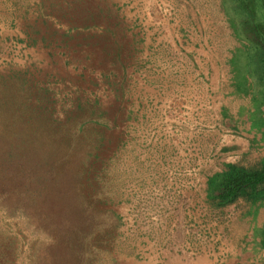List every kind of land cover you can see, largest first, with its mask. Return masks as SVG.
Here are the masks:
<instances>
[{"label":"rangeland","instance_id":"rangeland-1","mask_svg":"<svg viewBox=\"0 0 264 264\" xmlns=\"http://www.w3.org/2000/svg\"><path fill=\"white\" fill-rule=\"evenodd\" d=\"M224 32L220 0H0V264L233 262L206 175L260 151L217 123Z\"/></svg>","mask_w":264,"mask_h":264},{"label":"trees","instance_id":"trees-1","mask_svg":"<svg viewBox=\"0 0 264 264\" xmlns=\"http://www.w3.org/2000/svg\"><path fill=\"white\" fill-rule=\"evenodd\" d=\"M223 56L230 94L219 109L220 129L248 141V152L260 151L251 164L223 162L206 175L204 200L211 210L242 201L238 216L245 224L240 250L231 264H264V0H220ZM234 6V7H233ZM233 7V8H232ZM241 17L236 20L233 12Z\"/></svg>","mask_w":264,"mask_h":264},{"label":"crops","instance_id":"crops-1","mask_svg":"<svg viewBox=\"0 0 264 264\" xmlns=\"http://www.w3.org/2000/svg\"><path fill=\"white\" fill-rule=\"evenodd\" d=\"M126 14H127V12L126 11H123V13H121L120 14V17H119V21H120V23L121 24H124V25H126L125 24V19H127V16H126ZM128 33H129V35H130V37H133L132 36V33L133 32H125V34L128 36ZM123 34V33H122ZM124 34V35H125ZM142 34H143V32H140L139 34H137V33H135L134 34V38H142ZM125 35V36H126ZM139 37H138V36ZM143 38H148V35L147 36H145V33H144V35H143ZM132 39V38H131ZM149 39V38H148ZM137 44V43H136ZM137 46V45H136ZM121 50V49H120ZM136 53H138V52H136ZM137 55V54H136ZM121 68L123 69V67L121 66ZM125 72L127 73V71H128V66H125ZM138 75H142L143 76V74H142V71H139V74ZM136 80H137V82H138V84L140 85V87H145L146 86V84H144V82H145V79H143L142 77H139L138 76V78H136ZM147 90V89H146ZM147 94L143 91V93L141 94V95H139L138 94V96H139V100H137V101H140L141 102V104H142V106H143V103L146 101V99H147V96H146ZM139 107L137 106V105H135V110L137 111V109H138ZM139 113H143V111L141 110ZM135 115H136V112H135ZM140 119V123H141V118H139ZM221 143H220V146H218V148L221 150V151H223V150H226V152L228 153V152H231V151H229V150H231V149H234V150H239L238 149V144L240 143V137H235L234 135H227V134H222L221 135ZM228 150V151H227ZM227 162H228V160H226ZM236 255V254H235ZM235 255L233 256V259H234V257H235ZM232 259V260H233ZM170 262V263H169ZM168 264H231V261H227V259L225 258V260L223 261V259L222 260H219V258H217V257H210L207 253H205V252H201V253H199V254H197V255H194V256H191V255H189V254H185V255H183V258H176V259H174V260H172V261H168Z\"/></svg>","mask_w":264,"mask_h":264}]
</instances>
